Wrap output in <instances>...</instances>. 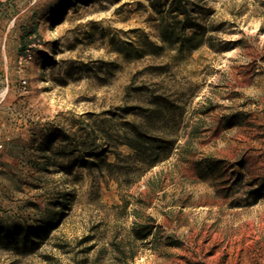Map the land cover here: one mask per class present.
Instances as JSON below:
<instances>
[{"label":"rangeland","instance_id":"rangeland-1","mask_svg":"<svg viewBox=\"0 0 264 264\" xmlns=\"http://www.w3.org/2000/svg\"><path fill=\"white\" fill-rule=\"evenodd\" d=\"M173 1L0 0V264H264V0Z\"/></svg>","mask_w":264,"mask_h":264},{"label":"trees","instance_id":"trees-1","mask_svg":"<svg viewBox=\"0 0 264 264\" xmlns=\"http://www.w3.org/2000/svg\"><path fill=\"white\" fill-rule=\"evenodd\" d=\"M186 5V0H174L171 5L172 12H180L182 13V6ZM134 140L132 142H129V147H131L138 155H150L155 156L158 158V151L156 149V146L152 145L151 148H147V141L140 132L134 133ZM31 229H28L25 237V242L27 241L28 237L30 236ZM17 238V237H15Z\"/></svg>","mask_w":264,"mask_h":264},{"label":"built area","instance_id":"built-area-1","mask_svg":"<svg viewBox=\"0 0 264 264\" xmlns=\"http://www.w3.org/2000/svg\"><path fill=\"white\" fill-rule=\"evenodd\" d=\"M24 84H26V82H24Z\"/></svg>","mask_w":264,"mask_h":264}]
</instances>
